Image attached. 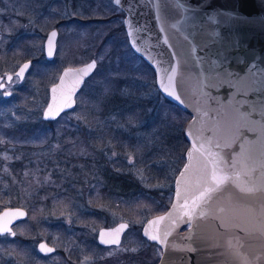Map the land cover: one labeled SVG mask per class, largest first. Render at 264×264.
Masks as SVG:
<instances>
[{"label":"water","instance_id":"95a60500","mask_svg":"<svg viewBox=\"0 0 264 264\" xmlns=\"http://www.w3.org/2000/svg\"><path fill=\"white\" fill-rule=\"evenodd\" d=\"M112 3L124 13L128 44L154 71L158 91L190 115L183 128L188 145L174 177L171 202L141 227V235L160 247L156 264H264V4L261 0ZM217 11L238 12L247 22L233 17L225 24L227 17ZM211 15H216L215 22ZM53 31L58 35L52 28L43 41L49 61L56 50L57 35L49 58ZM93 61L60 71L48 88L43 120H53L44 117L49 106L53 113L63 109L59 115L75 106L77 92L94 71L85 76L84 70ZM24 64L30 67L31 62H22L16 74ZM12 76H0V84L5 86ZM165 88L174 96L169 97ZM5 92L8 98L11 92ZM208 189L210 198L202 200ZM26 218L27 210L21 206L2 208L0 236H14L13 226ZM127 227L125 221L101 227L97 241L118 245ZM37 249L45 255L54 250L43 240Z\"/></svg>","mask_w":264,"mask_h":264},{"label":"trees","instance_id":"16d2710c","mask_svg":"<svg viewBox=\"0 0 264 264\" xmlns=\"http://www.w3.org/2000/svg\"><path fill=\"white\" fill-rule=\"evenodd\" d=\"M4 1L7 0H0V9L2 11L0 13V68H4L8 61L18 58L30 60L31 66L27 74L28 79L14 96L16 101L15 106L21 112L15 118L10 116L8 112H5V115L3 113L0 115V210L6 206H21L27 210V218L15 224V226H18V224L21 225L22 223V229L19 233H15L14 236L7 238L0 236V264H14L13 261L16 263L17 259L25 264L28 258L34 255L27 247V243L34 241L36 238L39 239L38 234L41 233L40 231L45 232V229H47L50 232H57L59 234L66 232L63 224L54 220L52 221V218L62 212V210L68 209L73 211L76 225H74L75 229L68 234L71 237L75 235L79 238L84 234L87 236V233L82 231L81 228L85 227V225L88 226V221H95V225H100L102 215L96 210V202L103 203L104 201H108L113 204L119 200L118 197L120 196L124 198L125 202L127 201L126 203L124 201L119 202L125 207L129 203L128 201L131 203L137 202L135 201V196L137 195L132 190L135 186L134 183L128 177H125L126 175L118 173L116 166H113L114 169L111 168L112 166L100 167L104 170L102 179H98L102 181V186L88 187L85 181L82 183V180L78 179L80 175L87 177V172H91V166H99V160L95 157L97 151H95L96 149L93 145H98V143L103 142L104 138H107L108 144H111L118 150L122 148V145L134 148L136 140H133L128 134H124L123 131L116 129L111 121L104 127L106 115L112 109H117L121 96L118 89L120 88L121 81L117 78L115 79L114 76L112 77L114 68L108 69L107 65H98V70L101 72V70L107 69L109 76H105V74H101L98 70H95L91 77H97L99 80L96 84H92L91 89H89L91 90L90 93H84L85 98L80 102L82 107L79 106V109H87V122H92V124H99L101 122L104 132L100 129L98 132L89 133L86 137L85 134L83 135L72 127V122L71 120H67L65 117L67 114L65 115V113L60 114L53 120L42 119L40 106H35V99L37 97L33 86L37 89L39 88L37 94L41 97L42 91L46 93L44 87H47L52 81V78L49 80H43L42 78L47 75L53 77L55 70H58L62 64H58L55 59L47 61L44 58L43 51L36 57L29 54V52L34 50V46L37 45L36 43L39 41L38 37L36 34L24 33L22 31L26 18L18 14L19 10L17 9L11 8L9 10V4H6ZM32 1L29 0V3L31 4ZM39 4L35 3L31 5V8L28 9L29 15H33L36 12ZM108 4L105 9L102 8L100 10L101 14L89 15L86 17V21L81 20L84 18L81 15L71 18L72 23H78L75 25L90 27L91 33H93V30L95 32L96 28L100 29L101 23L108 18L104 29L100 30L98 35L95 36L94 33L92 36L91 46L93 54L89 53L83 57V60L98 59L99 53L103 51L106 43L110 46L109 52H115L117 49L121 53L123 52L122 48L125 47L131 52L130 54L138 57L142 61V64L148 68L149 74L154 76L151 67L142 58L132 52L128 44L122 23V11L112 5L111 1ZM42 6L44 7V5ZM100 17L102 18L100 19ZM41 19L46 22L54 20L56 21V28H62V24H60L62 20L56 15L41 17ZM6 24L8 27H6ZM114 29L117 30L113 32ZM117 42L121 43L120 50L117 48ZM40 58H43L45 62L43 64L48 66H39L36 61ZM99 64H102L101 61ZM50 66H52V69ZM124 67L127 68V65H124ZM101 79H103V83L106 80L110 81L107 88V90L110 89V94H104L102 89L99 92L97 83ZM86 83L88 84V82ZM111 89H113L114 93L116 89V94H113ZM158 95L161 96L164 102L174 107V113L179 117V120L181 118L180 121L183 126L190 118V115L164 98L159 91ZM107 96L109 98H106ZM107 101L110 102V105H107ZM2 103H0V108ZM26 108H32L33 110L25 115L22 111ZM141 114L143 115V113ZM116 116H120L119 111L116 113ZM102 132L103 135L97 134ZM169 139H166V143L175 142L176 152L179 151L180 153L178 166L175 169L176 174L184 162V151L188 143L184 138L182 130L178 135H174ZM175 148L173 149L174 152ZM152 169H154V166ZM81 184L83 192L86 194L85 198L76 195V191ZM102 187L106 189V192H103V189L101 190ZM10 192H12L11 200L6 203V198ZM170 192L172 194V189ZM171 194L165 203H163V206H159V209L157 208L156 210L152 208V212L155 214L163 212L171 201ZM78 201L84 203V206H77L75 202ZM87 201L91 202L90 206H86ZM151 201L155 202L157 200ZM120 204L117 203V205L113 206L121 208L122 205ZM46 217H48L49 222L45 220ZM55 226L57 229H55ZM82 242L91 245L86 237L84 240L82 239ZM6 254L13 256V260H7Z\"/></svg>","mask_w":264,"mask_h":264},{"label":"rangeland","instance_id":"374dc122","mask_svg":"<svg viewBox=\"0 0 264 264\" xmlns=\"http://www.w3.org/2000/svg\"><path fill=\"white\" fill-rule=\"evenodd\" d=\"M109 1L111 0H33L31 4L29 3V0H7L4 2L9 4V10L11 8L17 9L19 10L18 14L23 15L26 18L22 31H24V33L37 35L39 41H37V45L34 46V50L29 52V54L33 55L34 57L38 56L39 53L43 51V41L47 32L52 28H56V21H42L41 17L44 18L45 16L56 15L60 20H62L60 23L62 24V28H56L58 35L54 56V59L57 60V63L62 64V66H60L58 70H55L53 77L47 75L46 77L42 78L43 80H49L52 78L51 83H53L57 79L60 70L64 66H77L88 61L86 59L83 60V57L89 53L93 54V48L91 46L92 36L94 33L95 36L98 35L100 30L104 29L107 24L106 21L108 20L107 18L105 21H101L102 23L100 25V29L96 28L95 32L93 30V33H91L90 27L87 28L82 25H75L78 23H72L71 18H74L76 15H81L84 16V18L81 20L86 21L85 19H87L86 17L89 15L101 14L100 10H102V8L105 9L107 5H109ZM35 3H40L39 7L37 8L36 12L33 13V15H29L28 9H30L31 5ZM42 5H44V7ZM0 13H2L1 9ZM107 14H109V12H107ZM101 18L102 17H100V19ZM46 20L48 21V19ZM6 27H8L7 24ZM116 30L117 29H114L113 32ZM119 43L120 42L116 43L118 50L121 49V43ZM109 48L110 46L106 43L103 51L99 53L98 59H100L102 64H99L100 61L94 58L96 61V67L93 73L95 70H98V65H107L108 69L114 68V71H112V77L114 76L115 79L117 78L121 81L120 88H118L121 96L117 109H112V111L108 112L106 115L104 127H106L108 122L111 121L116 129L123 131L124 134H128L133 138V140L136 141L134 148H128L125 145H122V148L118 150L116 147L108 144L107 138H104L103 142H100V144L98 143V145H93L96 149L95 151H97V155L95 157L99 160V166H91V172H87L89 176L88 174L87 177L80 175L78 179H81L82 183L85 181L88 187H94L97 185L102 186V181L98 180L102 179L103 176L104 170L101 168L112 166L111 168L114 169L116 166L118 173L124 176L126 175L125 177H128V179L134 183L135 186L132 188V190L135 191L134 193L137 195L135 196V201L137 202L131 203L128 201L129 203H127L125 207L123 204L119 203L124 201V198L121 196L118 197L119 200L113 204L108 201H104L103 203L96 202L97 204L95 207L96 210L102 215V220L100 223L98 222L100 225H95V221H88V226L85 225L86 231L88 228L90 233V235L89 233L87 234L89 243L92 247H94L89 251V253L94 250V258L108 257L107 259L109 260L106 261L110 264H112V262H110L111 259L117 256L126 258L128 264L133 258L135 260L139 257L141 260L140 263L138 259L139 264H155L161 253L160 247L156 242L146 239L141 235V227L148 218L157 215L152 212V208L156 210L159 206H163V203H165L171 194V189L173 193V180L174 176L176 175L175 169L178 166L180 153L179 151L176 152L177 149L175 148V142L166 143V139L170 140V137L178 135L181 130L183 131L184 125L182 126V122L180 121L181 118L179 120V117L174 113V107L171 104L164 102L161 96L158 95L155 77L149 74L148 68L142 64V61L135 55L130 54L131 52H129L125 47L122 48L123 52L121 53H119L117 49L115 52H109ZM25 60L20 58L13 59L8 61L4 68H0V76L4 77L7 73L13 74V77L11 78L10 83L6 85V88L4 90H0V103L3 102L0 108V115L1 113L5 115V112H8L10 116L15 118L17 114L21 112L15 106L16 101L14 96L19 88H21V86L24 85V82L28 79L27 74L30 69L27 70L23 80L17 79L16 69ZM36 62L41 67L48 66L43 64L45 63L43 58H40ZM124 65H127V68L124 67ZM50 67L52 69V66ZM98 72L105 74V76H109L107 69L101 70V72L98 70ZM93 73L87 77L84 85L76 94L75 107L71 111H68V113H66L67 115L65 114L67 120H71L72 127H74L77 131H80L83 135L85 134L86 137L89 135V133L92 134L93 132H98L100 129L103 131V124L101 122L99 124L87 122V109H79V106H81L80 102H82V100L85 98L84 93H90L91 90L89 89H91L92 84H96V82L99 80L97 77H91ZM30 80L32 81V79ZM86 82H88V84ZM109 84V80H106L103 83V79H101V81L97 83L99 92L100 89H102L104 94H110V89L107 90ZM48 86L44 87L46 89H44L46 93L42 91L41 97L39 94H37L39 92V88L37 89L35 86H33V90H36L37 97V99H35V106H40V115L48 99ZM6 90L11 92V95L8 98L4 97L3 95V92ZM111 91L113 94H116V89L115 93L113 92V89H111ZM106 98H109V96ZM108 104L110 105V102L107 101V105ZM136 109L143 113V115ZM31 110L33 109L26 108L22 112L26 115ZM115 111L116 113L119 111L120 116H116ZM103 132L97 134L103 135ZM174 148L175 152L173 150ZM153 166L154 169H152ZM101 190L106 192V189L103 187ZM11 193L12 192L8 193L6 203L11 200ZM76 195L78 197L83 196L85 198L86 194L83 192L82 184L79 185ZM151 200L157 201L152 202ZM117 203L122 205V207H114L117 205ZM75 204L80 207L84 206V203L81 201L75 202ZM90 204L91 202H86V206H90ZM131 208L133 211H131ZM45 220L49 222L48 217H46ZM53 220L63 224V227L66 229L70 223L76 225L75 215L73 211L68 209L62 210V212L52 218V221ZM122 221L127 222L129 225L128 229L124 233L122 241H120L118 245H110L109 249H104L98 253V247L96 248V243H94V241L89 238V236L92 235L95 238V233L98 232L99 228L112 227L116 223ZM21 225L18 224V226H13L15 233L20 232L22 229ZM40 232L41 233L38 234L40 238L44 240L49 239L51 245H54L60 249L66 250L69 248V246L73 248V245H76V243H74L75 241L69 240L70 238L68 240L63 238L65 237L64 235L67 234L66 232L65 234H59L57 232L47 234L50 233V231L47 229H45V232ZM59 235L63 237H60ZM7 237L9 236L4 235V238ZM60 238L64 240H60ZM82 254L88 258L85 257L82 260L76 262L88 264V261H90L92 258L87 255L88 253L86 249H83ZM5 256L7 259L10 258L13 260V256H10V254H6ZM55 257L47 258L46 264L53 263ZM13 263L23 264L22 261L18 259L16 260V263L15 261H13ZM104 264H106V262H104Z\"/></svg>","mask_w":264,"mask_h":264},{"label":"flooded vegetation","instance_id":"af4514ba","mask_svg":"<svg viewBox=\"0 0 264 264\" xmlns=\"http://www.w3.org/2000/svg\"><path fill=\"white\" fill-rule=\"evenodd\" d=\"M58 78V77H57ZM11 80V79H10ZM57 80V79H56ZM8 83H10V81L9 82H5V86H4V88L3 89H0V90H4L5 88H6V85L8 84ZM85 83V82H84ZM84 85V84H83ZM82 88V87H81ZM80 88V89H81ZM79 92V91H78ZM77 92V93H78ZM72 109H70V110H66V111H63V112H61L60 114H63V113H68V111H71ZM117 224V223H116ZM128 227H129V225H128ZM128 227L126 228V230L128 229ZM55 229H57V227L55 226ZM75 229V227H74V225L72 224V223H70L68 226H67V229L64 227V230L67 232V234H65V232H64V236L65 237H63V236H61V235H59L60 237H63V238H65V240H68L69 238V240L70 241H75L74 243H76V245H73V248L72 247H70L69 246V248L68 249H60V248H58V247H56V246H54V245H51L50 244V242H49V239H47V240H44V239H42V238H40L39 237V239H35L34 241H30V242H28L27 243V247L29 248V250L30 251H32L33 252V256H31L30 258H28V261H27V263H25V264H46V260H47V258H49V257H55V260L53 261V263H50V264H81V263H77L76 261H80V260H82L83 258H88L87 256H83V254H82V252H83V249H86L87 250V255L89 256V257H91L92 259L90 260V261H88V264H104V262H106V264H110L109 262H107L106 260H109V259H107L108 257H101V258H97V257H93V256H95V255H93V251L91 252V253H89V251L92 249V248H94V247H92L91 245H87V244H84L83 242H82V239L84 240L85 239V237L88 239V237L84 234V235H81L79 238H77L75 235L73 236V237H71L68 233L70 232V231H72V230H74ZM81 230L82 231H85L87 234L89 233V229L87 228V231H86V229H85V227H82L81 228ZM126 230L124 231V233L126 232ZM53 232H50V234H52ZM124 233L122 234V237H121V241H122V239H123V236H124ZM97 234H98V232L97 233H95V238L91 235V236H89V238H91L92 240H94V242H96V248L98 247V250L97 249H95V250H97L98 251V253L100 252V251H103L104 249L106 250V249H109V247H110V245H102V244H100L98 241H97ZM89 235H90V233H89ZM41 240H43V241H45L47 244H49V245H51V246H53V248H54V250H53V252L51 253V254H47V255H45V254H41L39 251H38V249H37V244H38V242L39 241H41ZM60 240H64V239H62V238H60ZM62 243V242H61ZM63 244V243H62ZM85 246V247H84ZM97 251H96V253H97ZM95 253V254H96ZM140 255H141V253H140ZM140 258V257H139ZM138 258V259H139ZM138 259H135L134 260V258L129 262V264H131V263H133V264H139V261H140V263H141V260L139 259V261H138ZM7 260H10V258L9 259H7ZM158 261V260H157ZM110 262H112V264H128V262H127V260H126V258H121L120 256H117V257H115V258H112L111 259V261Z\"/></svg>","mask_w":264,"mask_h":264},{"label":"snow or ice","instance_id":"6c2138e0","mask_svg":"<svg viewBox=\"0 0 264 264\" xmlns=\"http://www.w3.org/2000/svg\"><path fill=\"white\" fill-rule=\"evenodd\" d=\"M121 2H122V0H115V3L117 5H120ZM261 3L264 4V0H261ZM193 11H195V8H193ZM217 15H223V16H226L227 17V19L223 22L225 24H227L233 17L243 19V20H245V22H247V18H244L238 12H225V13H220L219 11H217ZM210 20L212 22H215L216 21V15H211L210 16ZM56 35H57V33L55 31H53L51 33V36L49 37V40H48V46L49 47H48L47 55H48L49 58H51L52 55H53V39L52 38L56 37ZM129 35H131V33H129ZM216 35L219 36V33H216ZM165 43H167V40H165ZM133 44H135V41H133ZM136 51L139 52L140 49L137 48ZM95 67H96V61H93L90 65L87 66V69L84 70V75L87 76L91 70L95 69ZM28 69H29V64H24L23 67H21L19 73H17V79L18 80H22L24 73ZM175 71H176V69L173 68L172 69V72L175 73ZM9 79H11V77H9ZM168 79H169V81H171L173 79V77L172 76H169ZM3 87H4V85L3 84H0V88H3ZM164 91L168 94L169 97H173L174 96V93L168 91V88H165ZM3 95L4 96H7V95H9V93L5 92ZM175 99L176 100H179L180 97L179 96H175ZM65 107H71V103H66L65 104ZM62 110L63 109H58V110H56L55 113H53L51 106H49V109L44 113V117H45V119H48V118L55 119V117L58 116L59 115V112L62 111ZM220 131H223V127H221ZM212 180L216 184V188L219 189L220 188V184L217 181V177L215 176V174H213ZM210 192H211V189L205 190L201 194V199L203 200L205 198H210ZM186 215H188V214L186 213ZM189 221H191V216H189ZM5 231H8V230L5 229ZM150 239L157 240V237L156 236H151ZM43 247L44 246L42 245L41 248H43ZM49 251H51V249H49Z\"/></svg>","mask_w":264,"mask_h":264}]
</instances>
